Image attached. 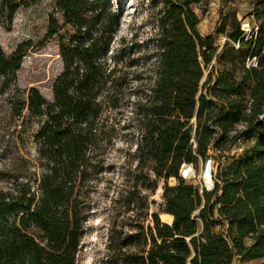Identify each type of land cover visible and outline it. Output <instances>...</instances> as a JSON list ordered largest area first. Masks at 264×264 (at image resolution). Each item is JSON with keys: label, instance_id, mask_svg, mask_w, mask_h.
<instances>
[{"label": "trees", "instance_id": "16d2710c", "mask_svg": "<svg viewBox=\"0 0 264 264\" xmlns=\"http://www.w3.org/2000/svg\"><path fill=\"white\" fill-rule=\"evenodd\" d=\"M37 1L1 0L0 13L12 19ZM205 1L161 0L152 39L157 80L135 109L142 135L138 151L178 184L164 186L161 219L168 220L153 214L149 248L127 255L126 264L264 259V0L253 2L256 31L249 39L236 18L227 33L258 59L240 79L226 71L213 77V66L206 74L217 48L213 36L198 29L194 6ZM120 27L111 0H57L45 36L57 41L64 64L53 99L31 88L23 104L13 102L16 117L27 110L24 119L37 123V159H25L23 168L5 176L7 186L0 185V264H78L92 194L120 126L109 111L120 109L130 80L118 68L122 58L114 57L113 68L106 59ZM29 47L22 44L10 56L0 47L4 84L16 80ZM241 123L245 129L231 135ZM252 138L243 155L221 168L219 157L229 160L239 141ZM198 158L215 163L211 190L181 177L183 165ZM218 227L226 233L215 232Z\"/></svg>", "mask_w": 264, "mask_h": 264}, {"label": "rangeland", "instance_id": "374dc122", "mask_svg": "<svg viewBox=\"0 0 264 264\" xmlns=\"http://www.w3.org/2000/svg\"><path fill=\"white\" fill-rule=\"evenodd\" d=\"M114 10L119 14L121 27L114 37L112 49L106 58L111 68L114 57L120 60L119 69L127 73L129 85L120 109L109 111L116 117L120 126L114 147L107 157L106 171L92 194L85 234L81 240L78 264H126L127 255L139 254L149 248L146 237L149 227L154 226L153 214L162 216L161 204L165 184L174 187L175 178L168 180L155 171L152 162L142 159L138 145L142 135L139 130L136 107L143 102L149 88L157 80L155 68L158 60L157 50L152 39L157 29L156 19L163 5L161 0H111ZM255 0H206L194 6L200 18L199 32L215 39L217 51L208 70L214 67L213 77L218 72H230L237 79L243 70L257 67L258 59L251 57L247 48L227 37L231 23L236 18L249 39L251 31H256V22L250 15ZM1 2V0H0ZM57 0H38L29 7L19 9L12 19L0 13V47L10 56L20 45L30 44L16 80L4 84L0 76V185L7 186L4 179L25 166V159H37V145L34 135L38 130L34 120L19 119L13 113V102L23 104L31 88L38 89L47 99H53L52 87L63 71V60L59 54L56 40H46L49 17L55 10ZM60 18V14H57ZM125 50L123 54L120 52ZM207 77H204V80ZM19 106V105H18ZM264 116V113H263ZM196 118L192 123L195 124ZM235 127L231 132L234 135ZM255 138L239 141L229 154L230 159L220 158L221 168L239 158L249 149ZM220 163V161L218 162ZM194 173L190 183L202 188L206 165L202 159L193 164ZM214 170V168H212ZM213 181V180H212ZM186 182V181H185ZM200 231H202L200 225ZM226 227L215 229L225 234ZM248 244L249 242L246 241ZM255 260L245 264H261ZM234 264H242L236 260Z\"/></svg>", "mask_w": 264, "mask_h": 264}, {"label": "built area", "instance_id": "2783aa9c", "mask_svg": "<svg viewBox=\"0 0 264 264\" xmlns=\"http://www.w3.org/2000/svg\"><path fill=\"white\" fill-rule=\"evenodd\" d=\"M239 126L238 130H234V134H236L238 131H242L245 129V124L241 123L236 125V127ZM232 132H230L231 134ZM206 168H205V173L203 176V180L205 181V186H203L202 188H206L207 190H211L214 186V182L213 180V176L211 174V172H215L216 171V166L214 161L212 160H208L206 162ZM214 168V170L212 169ZM194 173V166L193 164H184L182 169H181V177L185 180L187 177H191L192 174ZM211 179V182H208V180Z\"/></svg>", "mask_w": 264, "mask_h": 264}, {"label": "bare ground", "instance_id": "6f19581e", "mask_svg": "<svg viewBox=\"0 0 264 264\" xmlns=\"http://www.w3.org/2000/svg\"><path fill=\"white\" fill-rule=\"evenodd\" d=\"M191 178H192V177H187V178L185 179V181H190ZM208 182H211V179H209ZM172 223H173V222H172ZM172 223H171V224H172ZM165 224H166V223H165Z\"/></svg>", "mask_w": 264, "mask_h": 264}, {"label": "water", "instance_id": "95a60500", "mask_svg": "<svg viewBox=\"0 0 264 264\" xmlns=\"http://www.w3.org/2000/svg\"><path fill=\"white\" fill-rule=\"evenodd\" d=\"M169 225H171V224H169Z\"/></svg>", "mask_w": 264, "mask_h": 264}]
</instances>
